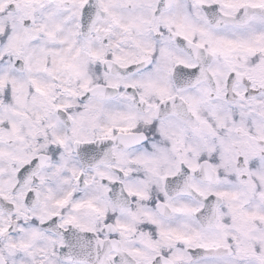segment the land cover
I'll return each instance as SVG.
<instances>
[{"label": "snow or ice", "instance_id": "1", "mask_svg": "<svg viewBox=\"0 0 264 264\" xmlns=\"http://www.w3.org/2000/svg\"><path fill=\"white\" fill-rule=\"evenodd\" d=\"M0 264H264V0H0Z\"/></svg>", "mask_w": 264, "mask_h": 264}]
</instances>
